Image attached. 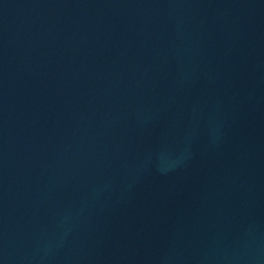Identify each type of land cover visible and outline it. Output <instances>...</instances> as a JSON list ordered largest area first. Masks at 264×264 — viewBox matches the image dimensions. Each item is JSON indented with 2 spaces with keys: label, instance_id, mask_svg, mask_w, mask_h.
<instances>
[{
  "label": "water",
  "instance_id": "95a60500",
  "mask_svg": "<svg viewBox=\"0 0 264 264\" xmlns=\"http://www.w3.org/2000/svg\"><path fill=\"white\" fill-rule=\"evenodd\" d=\"M0 264H264V0H0Z\"/></svg>",
  "mask_w": 264,
  "mask_h": 264
}]
</instances>
